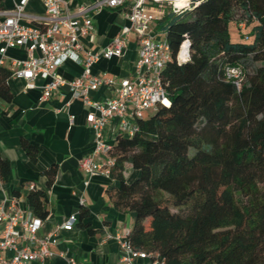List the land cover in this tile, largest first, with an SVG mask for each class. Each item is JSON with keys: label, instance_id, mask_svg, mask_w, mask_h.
<instances>
[{"label": "trees", "instance_id": "obj_1", "mask_svg": "<svg viewBox=\"0 0 264 264\" xmlns=\"http://www.w3.org/2000/svg\"><path fill=\"white\" fill-rule=\"evenodd\" d=\"M240 23L237 40L230 26ZM155 29L171 52L161 71L168 104L139 119L132 136L117 134L111 150L109 177L119 187L109 194L133 213L128 239L164 264H264V0H198L180 14L167 8ZM184 40L190 58L178 64ZM227 68L243 70L239 91ZM10 77L0 66L6 101ZM21 145L37 155L36 146ZM125 164L137 172L132 180ZM56 172V165L42 172L47 187ZM9 174L0 158L3 183ZM27 202L46 219L45 191L33 187Z\"/></svg>", "mask_w": 264, "mask_h": 264}, {"label": "built area", "instance_id": "obj_2", "mask_svg": "<svg viewBox=\"0 0 264 264\" xmlns=\"http://www.w3.org/2000/svg\"><path fill=\"white\" fill-rule=\"evenodd\" d=\"M30 0H12L8 8H0V66L6 60L8 49L23 48L25 59L10 60L11 77L24 79L27 88H34L36 79L44 80L40 87L42 99L46 100L60 88L67 87L74 99L81 100L89 110L86 122L92 130V151L80 159L79 169L87 176H109L115 158L111 155L112 144L104 139V129L112 118L119 119L118 134L132 136L138 130L137 121L155 110L157 105H167L168 97L161 80V71L171 60V52L165 38L158 37L155 11L169 8L175 14L191 9L198 0H93L81 4L74 10L69 8L70 0H40L44 14H27L25 9ZM157 10H155V9ZM104 9L123 11L128 25L123 26L110 45L98 51L85 50L82 39L93 32L92 15ZM241 30L245 24L237 25ZM135 35L137 58L136 76L118 82L97 77L91 73V66L100 59L119 58L125 49L130 34ZM185 50L182 53V47ZM190 58L189 42L184 40L176 61L182 64ZM67 59L82 66V73L66 80L58 74V68ZM227 80L239 91L244 72L240 68H227ZM115 86L116 96L104 101L91 99L89 92L96 87ZM74 116H70L73 123ZM4 183L0 177V188ZM33 186H30L32 189ZM76 222L70 216L58 229H68ZM0 223L3 224L0 237V264H47L53 256L50 247L56 244L53 234L39 236L42 220L31 211L18 208L16 200H4L0 206ZM119 248V264H141L150 261L151 255L136 249L128 239V233L114 236ZM11 253L10 256L6 255ZM67 264H76L73 258ZM149 264H164L152 260Z\"/></svg>", "mask_w": 264, "mask_h": 264}, {"label": "crops", "instance_id": "obj_3", "mask_svg": "<svg viewBox=\"0 0 264 264\" xmlns=\"http://www.w3.org/2000/svg\"><path fill=\"white\" fill-rule=\"evenodd\" d=\"M92 1L70 0L69 8L74 10ZM1 3L2 8H8L12 0ZM25 11L35 16L44 14L40 0H30ZM163 12H159L158 19ZM92 22L93 32L82 39L84 49L92 52L109 46L120 29L128 25L120 9L101 10L92 15ZM155 31L158 37L165 38L163 32ZM26 56L23 48L8 49L3 67L10 69L11 59L21 60ZM136 58L137 43L132 33L119 58L100 59L91 66V73L115 82L132 79L136 76ZM57 72L64 79L72 80L82 73V66L67 59ZM6 83L12 97L9 101L0 98V158L9 163L10 174L0 188V206L4 200L15 199L18 208L28 212L30 186L43 190L48 199V216L42 221L38 235L53 234L56 239V244L50 247L53 256L47 264H67L69 258L76 264H119L120 253L114 236H125L132 228L134 216L130 211L117 209L110 198L109 193L119 187L118 181L109 176H87L79 169L80 159L93 148L92 130L86 122L89 110L81 100L72 97L67 87L44 100L40 89L44 80L36 79L34 88H27L24 79L13 77ZM116 93L115 86L105 85L89 92L95 101L115 97ZM71 115L74 116L73 123H70ZM118 126L119 119L112 118L105 127L103 135L107 143H113ZM22 140L38 148L34 158L26 154ZM52 165L57 166V172L53 183L47 187V178L42 172ZM136 174L129 164H125L124 176L128 180ZM82 208L87 209L88 216H80ZM70 216L76 218L74 225L58 229ZM2 228L0 223V237Z\"/></svg>", "mask_w": 264, "mask_h": 264}, {"label": "rangeland", "instance_id": "obj_4", "mask_svg": "<svg viewBox=\"0 0 264 264\" xmlns=\"http://www.w3.org/2000/svg\"><path fill=\"white\" fill-rule=\"evenodd\" d=\"M155 9V8H154ZM155 10H157V9H155ZM161 10L162 11H166L167 10V7H165V8H161ZM156 13H157V17L159 16L158 14H159V12H158V10L157 11H155ZM240 32V33H239ZM230 33H231V37L232 38H234V35L237 37V40L238 39H240L239 38V35L242 33L241 32V29L240 28H238L237 26H235L234 24H232L231 26H230ZM235 37V38H236ZM234 38V39H235Z\"/></svg>", "mask_w": 264, "mask_h": 264}, {"label": "bare ground", "instance_id": "obj_5", "mask_svg": "<svg viewBox=\"0 0 264 264\" xmlns=\"http://www.w3.org/2000/svg\"><path fill=\"white\" fill-rule=\"evenodd\" d=\"M184 50H185V46L183 45V47H182V53H183Z\"/></svg>", "mask_w": 264, "mask_h": 264}]
</instances>
